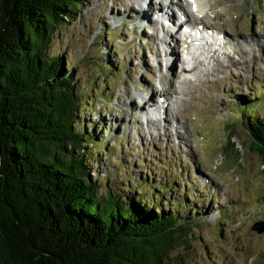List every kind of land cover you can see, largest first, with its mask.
<instances>
[{
	"label": "rangeland",
	"instance_id": "374dc122",
	"mask_svg": "<svg viewBox=\"0 0 264 264\" xmlns=\"http://www.w3.org/2000/svg\"><path fill=\"white\" fill-rule=\"evenodd\" d=\"M187 1L182 0L185 11H193ZM198 1L191 16L209 30L196 33L197 53H191H202L203 63L186 83L174 56L171 75L178 77V93L170 91L166 58L173 40L165 32L182 45L180 30L175 33L162 12L155 14L159 23L152 16L139 22L144 0H83L75 19L55 33L50 54L66 58L81 99H90L79 107L78 126L102 140L98 145L90 140L85 149L91 148L86 159L99 193L152 198L166 184L176 190L163 193L162 206L180 198L179 209L187 213L185 204L195 203L189 210L191 233L171 241L166 264H264V231L252 228L264 222V166L246 130L251 111L264 124V0ZM153 3L152 11H181L177 0ZM246 41L250 52L241 61L235 46ZM165 90L162 105L158 100L146 114L145 101H156ZM251 101L256 107L241 114Z\"/></svg>",
	"mask_w": 264,
	"mask_h": 264
},
{
	"label": "trees",
	"instance_id": "16d2710c",
	"mask_svg": "<svg viewBox=\"0 0 264 264\" xmlns=\"http://www.w3.org/2000/svg\"><path fill=\"white\" fill-rule=\"evenodd\" d=\"M82 3L0 0V264H166L171 241L191 233L195 203L187 213L180 198L162 206L175 189L166 184L152 198L99 193L85 149L102 140L78 126L90 99L66 58L50 54ZM253 113L246 130L264 166V124Z\"/></svg>",
	"mask_w": 264,
	"mask_h": 264
},
{
	"label": "bare ground",
	"instance_id": "6f19581e",
	"mask_svg": "<svg viewBox=\"0 0 264 264\" xmlns=\"http://www.w3.org/2000/svg\"><path fill=\"white\" fill-rule=\"evenodd\" d=\"M184 2V1H183ZM183 2H182V0H178L177 1V7H180V9L181 10H183V12H184V15L186 16V20H185V22L186 23H189V24H193V25H195V24H197V27H198V29H199V27L202 29V30H204V31H207L206 29V27L208 26L207 24H204L203 25V23H199L198 22V19H193L192 18V12H190V11H188V10H186V12H185V9H186V5L185 4H183ZM179 3V4H178ZM152 4H154L153 3V0H150V3H149V5L147 6H143V5H140V10H142L141 11V15H140V17H138L139 19V22H141L142 20H144V19H146V18H149L150 16H151V9L152 8H156L154 5H153V7L151 6ZM187 4L188 5H190V2L189 1H187ZM158 5H159V7L160 8H162L163 9V7H164V5H161V1H158ZM168 7H169V5H168ZM159 12H162V14L163 15H165V18H166V20L167 21H170V22H172V24L173 25H175V23H176V21H177V18H178V16H177V12L175 11V10H165V11H163V10H161L160 9V11ZM158 12V13H159ZM189 16H191V21L190 20H188V17ZM150 20V19H149ZM157 20V19H156ZM144 22V21H143ZM200 22H201V20H200ZM199 24V25H198ZM202 24V26H200ZM176 26V25H175ZM176 30H180L181 31V24L176 28ZM166 38L167 39H169V40H173L174 41V39H173V37L169 34V30H166ZM169 34V35H168ZM224 36H225V34H224ZM191 38V37H190ZM225 38V37H224ZM226 39H228V38H226ZM191 40V39H190ZM234 42H235V40H233ZM172 43V42H171ZM174 46L176 45L177 47H179L178 46V43H177V41H174ZM251 42H249V41H246V45H242V44H240V43H238V44H236V46H235V51L236 52H239L240 53V59H241V61H244L245 59H247L248 57H247V55H248V53L250 52L249 50H247L248 49V47H250L251 46V44H250ZM233 44H235V43H233ZM188 45H189V42H187L186 43V47L184 48V49H181V47H179V49H180V54L178 53L177 54V51H173V47H172V44H171V51H170V55L168 56V59L166 58V61L167 62H170L169 64H168V71H169V74H170V76L169 77H173V75H171V71H172V67H173V65H172V63L174 64V56H176V60H178L179 62H180V64H182L181 65V69H180V73L182 74V75H184L185 73L186 74H191V73H194L195 71H199V65L201 64V62L203 63V61H202V59L200 58L201 56V54L202 53H200V54H197V55H194L193 56V54L191 53V51H189L188 49ZM177 47H175V48H177ZM216 52V53H215ZM215 52H214V54H212L209 58L211 59V58H213L212 56L213 55H215V54H217L218 52H217V50H215ZM183 55V57H181ZM191 55V56H190ZM224 55H227L226 53H224ZM167 57V56H166ZM190 57V58H189ZM191 57H192V59H191ZM229 58V60L232 62V63H236L232 58H231V56H228ZM185 59H189L190 61H191V67H190V69L189 68H187V67H185V63H184V60ZM216 60V61H215ZM214 63H216V64H218V59H214ZM229 61V62H230ZM186 62V61H185ZM230 62V63H231ZM193 63V64H192ZM231 63V64H232ZM218 66V65H217ZM245 66V65H244ZM204 75H208V73H203ZM212 74V73H211ZM168 77V78H169ZM177 79L178 77H173V79H170V83L172 84V86L170 87V91L171 92H173V93H178V91L176 90L177 88L174 86V79ZM185 80V82L186 83H189L190 81H193V80H188L187 78H185V79H183V81ZM188 80V81H187ZM196 80V79H195ZM196 81H198V82H201L200 80H196ZM172 88V89H171ZM164 89V88H163ZM162 89V90H163ZM165 89H168V88H165ZM161 90V91H162ZM161 91H159L158 92V94H159V96L160 97H162L164 100L166 99L165 98V94L167 95L168 93H169V91L168 90H165L164 91V93L162 94L161 93ZM157 93V92H156ZM161 93V94H160ZM216 96V95H215ZM148 99L150 100V98L148 97ZM147 102V101H146ZM151 102H153V101H151L150 100V102L148 101V103H151ZM163 102V101H162ZM196 102V101H195ZM145 112V111H144ZM166 118L167 117H164V121L166 120ZM165 122H167V121H165ZM156 129H157V127H156ZM164 129H165V126H164ZM167 129V128H166Z\"/></svg>",
	"mask_w": 264,
	"mask_h": 264
},
{
	"label": "water",
	"instance_id": "95a60500",
	"mask_svg": "<svg viewBox=\"0 0 264 264\" xmlns=\"http://www.w3.org/2000/svg\"><path fill=\"white\" fill-rule=\"evenodd\" d=\"M252 228L257 230L258 232H262V231H264V222L259 221Z\"/></svg>",
	"mask_w": 264,
	"mask_h": 264
}]
</instances>
